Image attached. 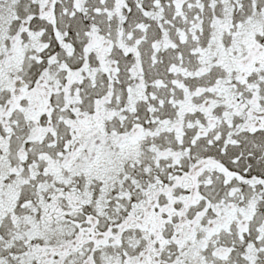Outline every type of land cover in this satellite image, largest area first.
<instances>
[{
    "label": "snow or ice",
    "instance_id": "1",
    "mask_svg": "<svg viewBox=\"0 0 264 264\" xmlns=\"http://www.w3.org/2000/svg\"><path fill=\"white\" fill-rule=\"evenodd\" d=\"M0 264H264V0H0Z\"/></svg>",
    "mask_w": 264,
    "mask_h": 264
}]
</instances>
